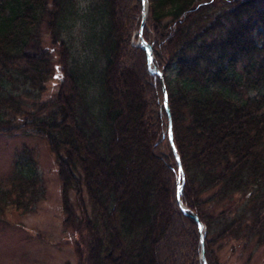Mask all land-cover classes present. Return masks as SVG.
I'll return each mask as SVG.
<instances>
[{
    "label": "trees",
    "instance_id": "16d2710c",
    "mask_svg": "<svg viewBox=\"0 0 264 264\" xmlns=\"http://www.w3.org/2000/svg\"><path fill=\"white\" fill-rule=\"evenodd\" d=\"M146 2L142 38L168 114L131 41L141 0L84 11L79 0H0V133L42 138L64 186L85 189L78 219L64 203L79 264H202L196 221L176 199L170 119L179 200L203 225L206 264H224L226 247L250 257L264 245V0ZM44 34L60 79L36 103L31 90L55 75ZM5 183L0 210L42 199L27 150Z\"/></svg>",
    "mask_w": 264,
    "mask_h": 264
},
{
    "label": "rangeland",
    "instance_id": "374dc122",
    "mask_svg": "<svg viewBox=\"0 0 264 264\" xmlns=\"http://www.w3.org/2000/svg\"><path fill=\"white\" fill-rule=\"evenodd\" d=\"M90 1L79 0L82 11ZM93 34L94 29L89 26L86 39L91 40ZM131 41L135 46L139 43L136 32ZM48 43L49 39L44 34L43 44L52 54L55 75L45 90H31L30 99L36 103L51 99L60 79L56 55ZM25 150L35 158L37 177L43 188L42 199L38 198L27 210L12 205L0 210V264H79L76 236L66 219L64 203L67 200L78 219L80 206L88 207L89 201L85 189L81 187V190L77 183L73 186V182L72 185L69 182L70 186H64L57 173L55 157L45 140L20 132L0 133V187L8 185L5 181L11 176L13 163ZM245 252L241 253L240 249L233 252L226 247L219 252L218 259L224 264H264V245L250 251V257L249 252Z\"/></svg>",
    "mask_w": 264,
    "mask_h": 264
},
{
    "label": "water",
    "instance_id": "95a60500",
    "mask_svg": "<svg viewBox=\"0 0 264 264\" xmlns=\"http://www.w3.org/2000/svg\"><path fill=\"white\" fill-rule=\"evenodd\" d=\"M146 0H141V4H142V10H141V19H140V25H139V29L136 31V35L138 36V39H139V43H137L136 46L142 48L145 52H146V56H147V63H148V68L151 72L157 74L159 77H160V83H161V89H162V97H163V106L168 114V107H167V101H166V92H165V88H164V83H163V79H162V72L156 68H152L151 65H152V52H151V45L148 44L143 38H142V29H143V26H144V22H145V18H146V12H147V4H146ZM168 140H169V143H170V146H171V150H172V153L175 157V160L178 164V167H179V175H180V178L177 179V184H176V199H177V202L179 204V207L180 209L186 213V214H189L190 216H192L195 221H196V224H197V228H198V232L200 234V250H201V253H200V258H201V262L202 264H206L205 262V259H204V256H203V225L202 223L198 220V218L194 215V214H191L189 213L186 208L181 204L180 200H179V196H180V190H181V187H182V173H181V168H180V163H179V159H178V155L176 153V150H175V147L173 145V142H172V134H171V125H170V119H168Z\"/></svg>",
    "mask_w": 264,
    "mask_h": 264
}]
</instances>
